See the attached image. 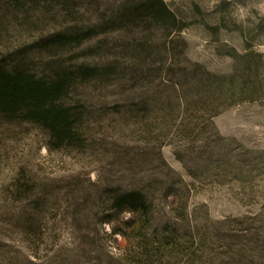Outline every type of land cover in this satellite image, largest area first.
I'll return each instance as SVG.
<instances>
[{"label":"rangeland","instance_id":"rangeland-1","mask_svg":"<svg viewBox=\"0 0 264 264\" xmlns=\"http://www.w3.org/2000/svg\"><path fill=\"white\" fill-rule=\"evenodd\" d=\"M121 2L76 0L68 13L56 0L22 10L0 0V56L25 50L42 63L35 41L72 27L84 35L60 51L67 64L126 68L123 47L140 36L156 49L139 78L68 92L90 116L82 150H54L38 124L0 119V264H113L124 240L101 220L116 186L149 190L158 219L222 242L264 232V0H165L181 26L170 56L156 26L112 23ZM165 186L177 195L163 198Z\"/></svg>","mask_w":264,"mask_h":264},{"label":"trees","instance_id":"trees-1","mask_svg":"<svg viewBox=\"0 0 264 264\" xmlns=\"http://www.w3.org/2000/svg\"><path fill=\"white\" fill-rule=\"evenodd\" d=\"M8 2L15 10H22L29 5L36 6L40 0ZM56 2L70 13L76 0ZM111 18L116 27L126 31L140 27L146 33L151 26L163 30V45L169 56L173 54L169 47L181 26L165 0H122ZM106 21L101 19L99 27H106ZM82 35L83 30L72 27L37 39L32 48L48 54L42 63L27 59L25 50L0 56V119H22L38 124L54 150H82L86 143L84 133L90 117L86 106L77 100L66 102L68 92L76 83H100L111 78L120 81V77L128 74L133 79L139 78L156 51L149 45V36H140L133 44L123 47L130 49L133 61L126 68L114 62L105 66L67 64L60 51L81 40ZM165 187L163 198L177 195ZM14 188L19 193L25 191L20 179H15ZM104 194L107 200L102 205L107 209L101 221L116 223L112 232L124 240L121 255L113 264H264L261 229H241L231 236L234 239L222 242L214 232L209 237L201 227L190 222L175 225L168 219H158L149 190L138 187L123 190L116 186ZM125 212L130 214L126 219L121 217Z\"/></svg>","mask_w":264,"mask_h":264},{"label":"clouds","instance_id":"clouds-1","mask_svg":"<svg viewBox=\"0 0 264 264\" xmlns=\"http://www.w3.org/2000/svg\"><path fill=\"white\" fill-rule=\"evenodd\" d=\"M129 216H130V214H127V215H126V218L129 217ZM105 227L108 228V225L106 224ZM108 230L110 231V228H109ZM111 251H112V253H113L114 255H117V256H118V255H121V252H118L115 248H112Z\"/></svg>","mask_w":264,"mask_h":264}]
</instances>
